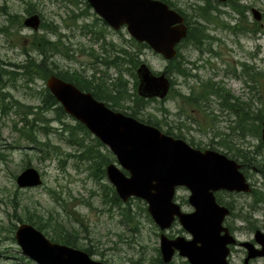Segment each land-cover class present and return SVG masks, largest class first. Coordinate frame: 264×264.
I'll list each match as a JSON object with an SVG mask.
<instances>
[{"label": "rangeland", "instance_id": "obj_1", "mask_svg": "<svg viewBox=\"0 0 264 264\" xmlns=\"http://www.w3.org/2000/svg\"><path fill=\"white\" fill-rule=\"evenodd\" d=\"M252 2L255 8H264V0H252ZM31 4L34 5L35 14L41 17V24L53 23L58 26V30L63 36H67V38L64 37V42L66 46L71 47L70 57L58 54L54 58L60 68L85 71V74L88 75H92L94 69L105 70L106 68L104 73L106 77L107 74L113 75L117 72L116 69H109L108 66L100 62H98L100 65L97 62L94 64V57L90 56V53L92 48L96 53H100L101 42L98 43L95 40V35L86 34L85 25L94 24L95 27L92 28L95 30L108 31L107 36L104 32L107 37L106 41L114 42L118 46H123L121 44V33L111 29L108 30L100 23L96 24L93 9L87 15H83L85 6L83 4L73 6L68 3V0H0V8L5 6L12 16L21 19L22 24V26L17 27L18 22L15 21L17 28L15 26L10 27V35H8V32H0V60L5 62L23 60V50L24 48L29 49L30 36L35 32L46 34L52 40H55V36L49 34L43 28L33 31L25 27L23 21L29 16L26 9ZM70 8H73L75 14L79 15L72 20L69 19L70 14L73 15V12L69 10ZM2 13L3 11L0 9V28L5 27L8 22V16L2 15ZM122 32L125 34L126 39H130V36L126 34L128 33L126 30ZM222 37H225L223 42L226 47H224L225 45L220 47L217 43L213 45L218 54H210L194 47L190 48V46L182 50V54L187 61L185 68L190 70L196 77L187 79L180 75L171 76L176 80L174 91L183 96V94H188L190 88L196 82H220L242 103L248 104V108H251L252 105L256 109L263 107L264 36L261 33H254L252 39H242L243 47L241 48L239 40L232 35ZM243 51L249 52L252 57L248 56L246 58ZM141 60L156 73H164L163 71L168 64V61L151 50L143 52ZM236 62H248L249 65H252L251 74L256 72L254 76L255 83L247 75L244 68L242 69L240 65L236 66ZM102 75L100 73L99 76ZM46 82H39L38 88L46 86ZM251 85L254 86L253 90L249 87ZM130 87L132 88L133 84ZM11 94L24 105L37 106L39 104L35 96H31L32 92L26 88L17 87L11 91ZM181 96L170 98L163 103L159 99L151 102L147 107L148 110L145 111V115L151 114L159 119H164L161 109L168 110L167 119L183 127V136H185L183 140L188 144L194 140L204 150L215 146V151L227 152L225 148L213 143V141L221 140L217 136L218 133L228 135V137L224 135V138L229 139L231 145H234L235 148L253 150V148L255 149L260 145L258 139L249 135L242 139H239L236 135H230L232 129L230 130L229 125H234L236 116L234 117L235 114L229 109H223L221 100L212 99L211 108L215 110L212 117L215 119L211 120L208 114L211 113V109L208 108L206 111L205 109H196L189 106ZM35 110L37 109L35 108ZM45 116L47 122L39 123L42 127L45 124L48 125L47 133H41L40 138L61 147V154L54 155L50 159H45L44 155L38 153L32 145L20 139V135L15 128V122L19 123L20 115L10 111L8 115L0 118V264H36L22 255L15 238L17 229L14 231V226L18 228L21 225L16 218L21 216L25 219L28 213L36 214V216L40 215L44 221L48 220L50 215H53L58 217L68 228H79L80 225L74 222L73 215L74 213L80 214V218L84 223L81 230L86 232L82 237L87 236L83 239V243L96 251L91 256L94 260L109 264H151L157 257L156 250L160 247V230L154 222L148 220L142 209L145 207V203L138 199H131L124 203L123 206H128L130 203V208L134 214V221L131 226H128L122 215V209L112 208L104 202L101 195V186L89 176L86 166L79 160L68 157V154L74 152L75 149L61 141L60 135L54 132L55 128H60L56 120V113L48 112ZM67 120L74 122L73 118ZM215 135L218 138H215ZM28 162H30L31 167L41 172L44 182L42 186L37 188L21 189L17 185L16 178L25 169ZM239 163L244 162L240 161ZM250 175L253 177L252 181H255L254 190L264 193V180L256 175L254 171H250ZM106 182L110 184L107 178ZM54 196L60 198L66 207L65 211L55 201ZM188 197L189 192L187 189L180 188L177 191L176 200L179 204L183 203L186 210H189ZM231 197L237 202V213L248 218L237 220V227H243L241 231H244L241 232L243 234L239 235L238 239L241 242L252 240L254 232L257 230L264 233V204L257 205L258 207L253 211L251 208L254 199L252 193L237 194ZM84 202H88L89 206L84 205ZM133 225L138 228V231L133 232L131 230ZM178 231H183L180 225L174 228L175 233ZM183 236L188 237V234L184 232ZM243 256L238 251L234 253L232 264H243ZM173 264L186 263L185 259L178 256L174 259ZM252 264H264V259L254 261Z\"/></svg>", "mask_w": 264, "mask_h": 264}, {"label": "water", "instance_id": "obj_2", "mask_svg": "<svg viewBox=\"0 0 264 264\" xmlns=\"http://www.w3.org/2000/svg\"><path fill=\"white\" fill-rule=\"evenodd\" d=\"M94 12L110 27L119 30L127 25L131 36L145 42L166 61L177 56V45L187 35L184 18L162 2L152 0H86ZM256 19L260 13L256 11ZM24 25L38 31L41 17L28 16ZM138 94L146 99H165L171 83L165 73L156 75L145 63L137 70ZM46 87L73 117L99 139L114 154L117 162L106 168L107 179L115 187L119 198L127 203L136 198L144 201L154 223L163 232L160 251L164 263H170L175 252L190 264H229L230 245L234 237L224 221L230 210L217 203L216 193L229 191L249 194L250 183L241 165L226 154L192 147L183 139L165 134L159 128L115 111L91 93L81 91L74 84L51 76ZM264 142V128L261 133ZM127 173V174H126ZM19 188L43 185V176L28 166L16 178ZM185 188L193 212L186 213L175 201L177 191ZM179 221L191 236L174 240L164 233ZM22 255L36 264H109L94 260L86 251L51 241L30 223H22L15 233ZM256 241L264 246V233L257 230ZM250 254L264 257V249Z\"/></svg>", "mask_w": 264, "mask_h": 264}, {"label": "trees", "instance_id": "obj_3", "mask_svg": "<svg viewBox=\"0 0 264 264\" xmlns=\"http://www.w3.org/2000/svg\"><path fill=\"white\" fill-rule=\"evenodd\" d=\"M68 3L73 6L83 4L85 6V11L82 13L83 15H87L89 11L92 10L86 0H68ZM28 6L29 7L26 9L27 14L30 16L35 14L36 10L33 8L34 5L31 4ZM0 9L3 11L2 15L8 16V22L5 27L0 28V32H8V35H10V27L15 26V21L18 22V25H16L17 27L19 25L22 26L21 19L12 16L5 6ZM69 10L73 12L72 16L70 14L69 19L72 20L74 17L79 16L75 14L73 8ZM94 16L96 24L100 23L104 28L107 26L99 16L95 14ZM85 27L87 29V32L85 31L86 34L95 35V40L98 43L101 42L100 53H96L93 48L90 53V56L94 57V63L100 62L108 66L109 69H116L117 72L113 75L107 74L108 76L106 77L104 75L106 68L105 70L100 68L94 69L95 71L92 75L85 74V71L64 70L60 68L54 58L58 54H64L66 57H70L71 54V47L69 45L66 46L64 42V37L66 35L63 36L58 30V26L53 23L41 24L40 28L45 29L49 34L55 36V40H52L46 34L35 32L30 36L31 43L29 49L24 48L23 50V60L19 62H5L0 60V111L2 114L0 118L8 115L10 111H14L16 114L20 115L19 123L15 122V128L20 135V139L32 145L38 153L44 155L45 159H50L54 155L61 154V147L59 145L50 144L49 141L40 138L41 133H47L48 125L45 124V126L42 127L39 122H47L45 114L48 112H55L57 116L56 120L60 128H55L54 132L60 135L61 141L75 149L74 152L68 154V157L79 160L86 166L89 176L101 186V195L104 202L109 204L112 208L118 207L122 209L124 220L128 226H131L134 221V214L130 208V203L128 206H123L124 203L120 200L116 189L106 182V167L108 164L116 162L115 156L99 139L92 135L85 125L77 122L75 119H73V123L69 122L67 119H72V117L65 113L63 107L50 90L46 86L38 88V83L47 81L51 76H57L64 81L74 84L83 92L91 93L94 98L104 102L111 109L132 116L143 123L155 126L165 134L173 136L174 138L185 139V136H183V127L175 122L169 121L167 119L169 112L164 108L161 109L164 119H159L151 114L145 115V111L148 110V105L151 102L158 101L155 98H142L138 95L137 91L139 85L137 70L143 63L141 57L144 49L148 48L147 44H139L132 41V45L122 44L123 46H118L114 42H107L106 36L104 35L106 31L95 30L92 28L95 27L94 24H87ZM202 39H206V37L201 35L200 38L190 42V44L194 45L197 49H202L204 44H207L202 41ZM187 40L191 41V38L188 37L185 39L182 46L189 43ZM185 65H187V61L184 55L179 52L175 59L168 62L163 72L168 78L174 75L184 76L187 79L190 77L195 78L196 75H193L190 70L185 68ZM251 71L246 73L255 83L254 76L256 72L251 74ZM100 73L103 75L99 76ZM172 82L174 84L176 80ZM19 83H21V85H19ZM131 84H133L132 88L130 87ZM17 87L26 88L31 91V96H35L39 104L37 106L24 105L19 100H16L11 94V91ZM249 87L251 90L254 89L252 85ZM177 96H181V94L175 92L173 86L168 97L161 102L163 103ZM181 97H183L187 105L196 109L200 108L206 111L208 108L211 109V113H208L211 120L215 119L212 117L215 111L211 108L212 99L221 100L223 109H229L235 114L234 117L236 116V121L233 123L234 125H229L230 130L232 129L230 135H236L239 139L246 138L249 135L258 139L260 145L255 149L253 148V150L235 148L234 145H231L229 139L224 138L225 134L223 133H218L217 136H219L221 140L213 141V143L225 148L227 152L223 153L235 159L237 162H245L246 160L250 162L251 166L264 168V142L261 138L262 129L264 128V106L256 109V107L252 105L251 108H248V104L242 103L241 100L235 97L223 84L220 82L213 83L212 81L196 82V84L190 88L188 94H183ZM218 107L221 112L219 105ZM35 108L37 110H35ZM183 126L185 127L184 124ZM217 136L215 135V138ZM225 136L228 137V135ZM190 144L194 148L204 150L199 144H196L194 140H192ZM214 147L215 146H211V149L215 150L216 147ZM28 166H30V162L26 164L25 168ZM252 194L254 199L251 208L255 211L258 207L257 205L264 204V193L255 189ZM54 199L65 211L66 207L61 202L60 198L54 196ZM219 201L221 200L219 199ZM84 205L89 206L88 202H84ZM142 209L148 220L153 222L146 203L145 207ZM73 216L74 222L80 225L79 228H68L58 217L53 215H50L48 220L45 221L41 219L40 215L36 216V214L32 213H28L25 219L21 216L16 219H18L21 224L26 222L30 223L53 242L82 249L92 256L96 251L83 243V239L87 238V236L82 237L86 232H82L83 230H81L84 227V223L80 218V214L74 213ZM243 219L248 218L243 217ZM16 229L17 226H14V231H16ZM131 230L135 232L138 231V228L133 225ZM156 252L157 257L151 264H162L159 249H157Z\"/></svg>", "mask_w": 264, "mask_h": 264}, {"label": "flooded vegetation", "instance_id": "obj_4", "mask_svg": "<svg viewBox=\"0 0 264 264\" xmlns=\"http://www.w3.org/2000/svg\"><path fill=\"white\" fill-rule=\"evenodd\" d=\"M152 1L162 2L169 9L177 12L179 15H181L184 18L183 25H185V27L187 28V35L177 45L176 47L177 54L179 52L182 53L183 52L182 50L185 49L186 47H189V46L190 48L194 47V45L190 44V42L197 40L198 38L201 37V35H204L206 37V39H202V41H204L207 44L206 45L204 44V47L198 50L205 51L210 54H214V53L218 54L217 49L215 48L216 49L215 50L213 47L214 43H217L220 47L225 45L223 42L225 37H222L224 35L226 36L232 35L235 39H238L240 48L243 47L242 39L248 40V38L253 37L254 33L256 34L261 33L264 36V8H261V7L255 8L252 0H152ZM255 10L259 11L260 17H261L260 20L256 19ZM228 18L229 20H227ZM256 24H259V25H256ZM106 25H107L106 28L108 30L111 29L115 32L118 31L119 33H121L122 35L121 44L129 43L130 45H132L133 44L132 41H135L136 43L141 44V42H138L131 36V34L128 31L127 25L122 26L119 30L113 29L107 23ZM123 30H126L128 32L126 34L130 36V39H126L125 34L122 32ZM107 33L108 31H106V36H107ZM188 37L191 38V41L187 40L189 43H186L185 45L182 46L183 41L187 39ZM142 43L146 44L145 42H142ZM147 46L148 48H145L143 52L147 50H151L152 52H154L148 44ZM224 47H226V45ZM243 52L245 53L246 58H248V56L252 57L249 52L248 53L246 51H243ZM155 54L162 57L160 54H157V53ZM97 64L100 65L98 62ZM237 65H240L242 69L244 68V70L247 72H250L253 69L252 65H249L248 62L246 63L236 62V66ZM169 79H170L171 89H172L173 86L175 87L176 82H174L173 84L172 81L173 80L175 81V79H173L172 77H169ZM240 165H241V171L244 174L246 173L245 176L248 182L250 183L252 187V192H253L255 181L254 180L252 181L253 177L252 175H250V171H254L256 175H258L264 180V168H256L254 166H251L250 162L248 161H245L244 163H241ZM237 194H242V193L229 192V191L223 190V191H219L216 194L217 203L220 204L221 206L227 207L230 210V215L227 216L224 221V226L229 229L231 235L235 239V243L230 245V253L228 257L229 264H232L233 262L232 256L234 255V253H237V251L238 253L244 255L242 259V263L245 264V260L248 258L250 254V249H249L250 244L254 245L255 247L252 250L253 252H258L264 249L263 244L261 242L256 241V238H255L256 231L254 232V237L252 240L241 242L238 239V236L243 234L241 232H244V231H241L243 230V227H237L236 223L238 219H242V220L244 219L240 214L237 213L236 211L238 208L236 204L237 202L232 199L233 197H231ZM225 196H226V199H225ZM219 199L221 201H219ZM175 201L177 202V200ZM179 205L182 207V210L186 213H191L194 210L193 208H191L190 205H189V210H186L184 208L185 205L183 203ZM177 225H180V223L176 219L173 225L164 232L168 236V238L171 240H174L178 237H185L183 236V233L186 232L184 231V229H183L184 232L183 231H178L177 233L174 232V228ZM162 233L163 232L160 230V235ZM190 237L191 236L188 234V237L186 238H190ZM158 249L160 251V247ZM160 256L162 259V264H166L163 261L161 251H160ZM178 256L185 259L186 264H190L186 258L182 257L179 254V252H175L172 261L167 264H173L174 259ZM259 259H264V257L253 258L249 261V264H252L254 261H257Z\"/></svg>", "mask_w": 264, "mask_h": 264}, {"label": "bare ground", "instance_id": "obj_5", "mask_svg": "<svg viewBox=\"0 0 264 264\" xmlns=\"http://www.w3.org/2000/svg\"><path fill=\"white\" fill-rule=\"evenodd\" d=\"M204 43V42H203ZM176 50H177V48H176ZM177 57V56H176ZM115 60V59H114ZM167 76V75H166ZM170 80V79H169ZM170 91H171V88H170ZM139 95V94H138ZM140 96V95H139ZM141 97V96H140ZM143 98V97H142ZM167 98V97H166ZM165 98V99H166ZM150 99H152V98H150ZM155 99H157V98H155ZM164 100V99H163ZM177 139H179V138H177ZM193 147V146H192ZM197 149V148H196ZM229 157V156H228ZM230 158V157H229ZM246 161V160H245ZM127 174V173H126ZM252 188V187H251ZM131 200V199H130ZM124 203V202H123Z\"/></svg>", "mask_w": 264, "mask_h": 264}]
</instances>
